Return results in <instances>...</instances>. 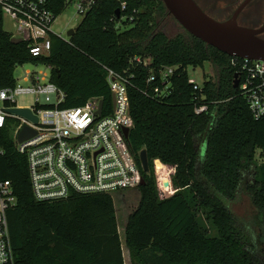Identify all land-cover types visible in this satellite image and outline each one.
<instances>
[{
    "label": "trees",
    "instance_id": "1",
    "mask_svg": "<svg viewBox=\"0 0 264 264\" xmlns=\"http://www.w3.org/2000/svg\"><path fill=\"white\" fill-rule=\"evenodd\" d=\"M63 5L64 0H51L57 14ZM168 17L162 0H98L69 42L52 36L50 53L33 57L26 42L11 41L0 10V88L16 84L17 66L43 64L64 92L60 107L101 96L105 114L112 109V94L104 67L124 74L134 121L130 145L136 153L146 149L149 161L139 203L124 229L131 264H264V241L259 246L248 240L227 205L250 172L246 188L264 239V161L258 166L254 161L258 150L264 157V116L255 119L234 87V57L184 29L168 36L160 26ZM205 63L215 67V77L205 73L203 90L195 91L186 69ZM164 66L177 70L171 93L156 97L160 81L148 84L146 78L150 69ZM203 103L207 109L197 114ZM153 160L172 170L177 191L169 197L159 196ZM0 178L12 182L17 197L8 211L15 264H124L113 197L36 200L27 159L17 151L8 126L0 128Z\"/></svg>",
    "mask_w": 264,
    "mask_h": 264
},
{
    "label": "built area",
    "instance_id": "2",
    "mask_svg": "<svg viewBox=\"0 0 264 264\" xmlns=\"http://www.w3.org/2000/svg\"><path fill=\"white\" fill-rule=\"evenodd\" d=\"M97 2L64 0L63 10L72 6L77 14L83 16ZM51 7V0H0L3 20L7 17L11 25L8 33L11 38L26 42L33 57L50 53L52 36L69 42L70 37L66 39L53 31V23L59 14ZM124 7L123 3L122 9ZM233 57L231 64L237 68L238 93L245 98L253 117L258 119L264 116V60ZM145 64L148 65V60ZM44 66L46 70L35 74L26 71L23 76L26 83L16 81L14 86L0 88V128L10 127L17 151L27 159L35 199L57 202L75 194H108L114 197L126 190L139 188L145 171L140 151H133L129 141L134 127L128 96L129 78L104 67L112 94V109L103 114L101 96L90 97L78 106L60 107L64 92L50 80L51 67ZM188 68V83L195 91H202L203 79L199 82L190 76ZM176 70L174 66L160 67L156 71L150 69L146 83L159 80L161 85L154 88L156 97L171 93L170 79ZM26 93L36 95L34 105L17 104L16 96ZM9 108H28L37 117V122L9 112ZM206 109L207 105L203 103L195 111L199 114ZM26 126L35 134L19 142L18 136ZM16 205L12 182L0 178V264H15L8 211Z\"/></svg>",
    "mask_w": 264,
    "mask_h": 264
},
{
    "label": "rangeland",
    "instance_id": "3",
    "mask_svg": "<svg viewBox=\"0 0 264 264\" xmlns=\"http://www.w3.org/2000/svg\"><path fill=\"white\" fill-rule=\"evenodd\" d=\"M200 7H202L206 12L216 15L218 20H226L228 14L226 8L232 5L235 1H230L229 4L226 3H215L214 0H195ZM214 3H213V2ZM236 7V4H233L232 10ZM224 10V11H221ZM226 12V13H225ZM82 16L77 14L75 9L72 6L65 8L58 16L56 21L53 23V31L69 39L67 31L70 28H76L80 23ZM242 23L247 22L246 18H241ZM161 28L166 32L168 36H173L179 32L183 31V27L172 17L163 19L160 22ZM3 29L7 32L11 31L10 21L7 17L4 18ZM46 70V67L42 65H35L33 63H24L16 67L14 71V77L18 83H26L23 79L26 71L33 72L34 74L39 71ZM188 73L190 76L194 77L197 81L201 82L203 79V73H207L215 77L216 70L215 67L209 63H205L203 66H198L196 68L189 67ZM36 95L32 93L20 94L17 95L15 100L20 106H31L35 104ZM11 125V124H10ZM9 125V126H10ZM204 151V148L202 149ZM259 150L256 152L255 162L256 165H261L263 163L264 157L260 156ZM203 153V152H202ZM264 156V155H263ZM152 170L154 174V179L156 182V187L160 197H169L177 188L172 183V170L171 168L161 163L158 160H153ZM246 177L239 185L237 190L236 198L232 201L227 202L228 207L233 212L236 222L242 228L244 227L247 232L248 240L253 243H257L259 246L262 245L264 239L262 237V224L259 222V214L256 207L253 205L251 196L246 188V179L252 178V174L248 172L244 174ZM251 175V176H250ZM250 178V179H251ZM140 190L139 188H134L126 190L122 193L115 194L114 205L116 209L118 232L122 242V252L124 257V264H131L129 255L127 254L125 244H124V216L127 215L128 211L134 210L139 202ZM201 224L207 226L209 230L212 231V227L209 225V222L200 218ZM246 238V239H247Z\"/></svg>",
    "mask_w": 264,
    "mask_h": 264
},
{
    "label": "water",
    "instance_id": "4",
    "mask_svg": "<svg viewBox=\"0 0 264 264\" xmlns=\"http://www.w3.org/2000/svg\"><path fill=\"white\" fill-rule=\"evenodd\" d=\"M250 0H244L234 11L232 17L226 20H218L204 11L195 0H162L168 14L172 16L191 35L201 39L205 44L219 51L240 58L264 60V22L260 27H251L239 24L238 14ZM119 15V11L117 12ZM76 28L67 31L68 37H72ZM14 43L20 42L18 38H11ZM237 73L234 74L233 84L238 87ZM102 101L98 109L100 113ZM9 112L24 116L33 122L37 117L28 108H9ZM127 132V130H125ZM35 131L24 127L18 141L30 138ZM140 161L145 172L149 171L147 150L140 151ZM144 180H142L143 184Z\"/></svg>",
    "mask_w": 264,
    "mask_h": 264
},
{
    "label": "flooded vegetation",
    "instance_id": "5",
    "mask_svg": "<svg viewBox=\"0 0 264 264\" xmlns=\"http://www.w3.org/2000/svg\"><path fill=\"white\" fill-rule=\"evenodd\" d=\"M230 1L231 0H214L215 3H226V4H229ZM232 1H235V2H233L232 5L230 4V6L226 8L227 9L226 12L229 15L228 18L232 17L235 9L244 0H232ZM233 4H236V7L232 10L231 8L233 7ZM221 11H224V10H221ZM210 14L212 17L215 18L216 15L212 13ZM216 18L218 17L216 16ZM241 18H246L248 21L245 23H242L240 21ZM237 21L239 24H242V25L251 26V27H260L264 22V0H250L238 14ZM262 36L264 37V33L262 34Z\"/></svg>",
    "mask_w": 264,
    "mask_h": 264
},
{
    "label": "crops",
    "instance_id": "6",
    "mask_svg": "<svg viewBox=\"0 0 264 264\" xmlns=\"http://www.w3.org/2000/svg\"><path fill=\"white\" fill-rule=\"evenodd\" d=\"M114 200V199H113ZM139 200H140V196H139ZM139 203V202H138ZM138 205V204H137ZM137 207V206H136ZM132 211L133 210H131V211H128V213H127V215L126 216H124V218H125V221H124V226H123V229H125V225H126V223H127V220H128V217H129V215L132 213ZM116 217H118V215L116 214ZM118 224H119V222H118ZM126 248V247H125ZM126 251H127V254L129 255V253H128V250H127V248H126Z\"/></svg>",
    "mask_w": 264,
    "mask_h": 264
}]
</instances>
